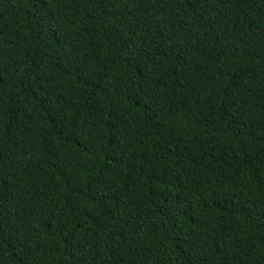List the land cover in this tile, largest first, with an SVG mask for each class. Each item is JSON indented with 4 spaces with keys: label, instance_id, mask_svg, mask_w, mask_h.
<instances>
[{
    "label": "trees",
    "instance_id": "1",
    "mask_svg": "<svg viewBox=\"0 0 264 264\" xmlns=\"http://www.w3.org/2000/svg\"><path fill=\"white\" fill-rule=\"evenodd\" d=\"M0 264H264V0H0Z\"/></svg>",
    "mask_w": 264,
    "mask_h": 264
}]
</instances>
